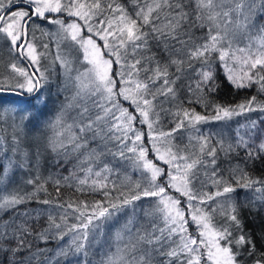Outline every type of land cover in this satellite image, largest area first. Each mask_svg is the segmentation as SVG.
<instances>
[{"label":"snow or ice","instance_id":"obj_1","mask_svg":"<svg viewBox=\"0 0 264 264\" xmlns=\"http://www.w3.org/2000/svg\"><path fill=\"white\" fill-rule=\"evenodd\" d=\"M0 42V264H264V0H0Z\"/></svg>","mask_w":264,"mask_h":264},{"label":"trees","instance_id":"obj_2","mask_svg":"<svg viewBox=\"0 0 264 264\" xmlns=\"http://www.w3.org/2000/svg\"><path fill=\"white\" fill-rule=\"evenodd\" d=\"M42 41H43V39H42ZM5 62L7 63V61H5ZM4 98L5 99H9V100H14V101H17V102H20V103H23L25 101V100H19V99H10V98L5 97V96H4ZM52 99H54V96H53ZM234 99H238V97H234L230 93V91L228 89L223 90V92H222V94L220 96V100L222 102H233ZM50 105H51V103L49 104V106ZM125 106H127V102H125ZM197 110L199 111L200 109L198 108ZM45 111L47 112L48 110H45ZM0 127H2V126H0ZM166 127H168V125H166ZM150 158H151V154H150ZM4 163H6V161H4ZM55 171H56V169L54 167H52V165H51V157H50V155L46 154L45 155V159L42 162L41 174L44 175V176H47L49 173H52V172H55ZM64 174L65 175L67 174V169L64 170ZM129 175L131 177H133V174H131V170L130 169H129ZM27 178H28V172H26V171L25 172H21L19 170H15V171L9 173V179L6 180L4 183L6 184L7 188L9 190H11L13 188H16L17 186H25L24 185V181ZM48 190H49V192L52 193L53 196L55 195V190H54L53 186L49 185L48 186ZM71 195L79 196L80 194L79 193H74L73 189L68 188V187H63L61 189V198L62 199L66 198L68 196H71ZM89 198H91V197H89ZM27 207L32 208V207H39V206L38 205H30V206H27ZM3 216H4V214L0 213V217H3ZM122 222L123 221L121 220V223ZM258 224H259V220H257V225Z\"/></svg>","mask_w":264,"mask_h":264},{"label":"rangeland","instance_id":"obj_3","mask_svg":"<svg viewBox=\"0 0 264 264\" xmlns=\"http://www.w3.org/2000/svg\"><path fill=\"white\" fill-rule=\"evenodd\" d=\"M49 27L51 28L52 26H49ZM37 35H38L39 40H41V41H42V39H43V41L47 40L46 36H41L39 33ZM9 59L10 58L8 57L7 54H0V62H2V63H0V71L3 70V64L6 63L5 61H7ZM53 101H55V96H54ZM54 108H55V104L51 103V105L49 106L48 111L49 110H54ZM168 127H171V125L168 124ZM203 129L205 131H208V130L217 131L219 129V124L214 123V124L205 125V126H203ZM180 135H181L180 133H177V137H179ZM184 142L185 143L187 142V134L186 133L184 134ZM131 174H133V177H132L133 180H137L139 178V174L138 173H135V172L131 171ZM141 203H145V202L142 201ZM117 227H118V225H117ZM114 231H115V228L109 230V232H111V233H114Z\"/></svg>","mask_w":264,"mask_h":264},{"label":"flooded vegetation","instance_id":"obj_4","mask_svg":"<svg viewBox=\"0 0 264 264\" xmlns=\"http://www.w3.org/2000/svg\"><path fill=\"white\" fill-rule=\"evenodd\" d=\"M0 54H7L8 57L11 59V57L9 56V54H8V52H7L6 47L3 45L2 42H0ZM10 59H9V60H10ZM9 60H7V62H8Z\"/></svg>","mask_w":264,"mask_h":264},{"label":"water","instance_id":"obj_5","mask_svg":"<svg viewBox=\"0 0 264 264\" xmlns=\"http://www.w3.org/2000/svg\"><path fill=\"white\" fill-rule=\"evenodd\" d=\"M5 97H8L10 99H19V100H26V97H15L13 95L10 94H3Z\"/></svg>","mask_w":264,"mask_h":264}]
</instances>
